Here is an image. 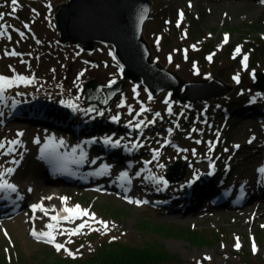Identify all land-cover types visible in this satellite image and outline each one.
Wrapping results in <instances>:
<instances>
[{"label": "rangeland", "instance_id": "1", "mask_svg": "<svg viewBox=\"0 0 264 264\" xmlns=\"http://www.w3.org/2000/svg\"><path fill=\"white\" fill-rule=\"evenodd\" d=\"M63 1L65 0H18L14 15H5L3 21H0V24L9 26L7 29H0L5 33L0 35V76L13 80L0 90V101L3 97L10 101L3 110L5 115L0 110V143L4 144L0 148V173L3 176L14 159L8 154L11 152V141L18 140L21 144L28 141L29 145L32 143V149L40 154L42 141L48 136L41 127L27 121L25 114L19 113L14 116L16 118L7 119L6 115L12 112L13 104L21 101L30 103L27 105L30 107L33 104L42 108H47L48 105L58 110L76 109L79 110L81 119L87 118L89 112L98 111L85 108L80 100V87L85 80L95 77L99 83L107 84L123 76L122 68L110 46L98 44L94 52H85L74 44L63 46L58 42L54 13L56 6ZM151 3L152 12L145 24L144 37L151 47L153 59L181 79L203 80L214 75L234 88L218 98L198 101L192 105L179 103L169 90L152 97L143 87L126 78V90L115 100L117 106L113 103L111 107L115 112L106 111L111 117H116L113 119L116 123H112L110 117H107L100 123L92 120L93 126L88 127L92 130L90 134L98 132L102 135L106 129L109 133L104 137L110 134L109 137L120 138L116 141L135 149L141 164L152 168V173L158 176L157 185L149 183V189H145L147 192L143 191L146 198L141 200L143 208L134 207L128 201L116 203L107 200L103 192L94 186L69 184L67 180L71 173L64 177L50 174L53 179L46 180L44 185L58 184L67 189V194L77 195L74 205H68L65 201L60 209L79 205L81 209L94 214L96 219L81 217L76 219V223L62 221L54 230V244H46L31 234H24L21 231L22 225L18 227V233H14L10 222L22 223L25 216L18 215L3 220L0 224V264H32L40 261L45 264H70L76 258H83L97 251L95 249L101 243L109 240L127 241L128 245L135 246L129 247L132 250L142 249L145 241L150 242L177 258L169 259L170 262L165 261V264H264V222H256L253 218L255 216L250 213L249 205L254 199L248 198L246 205H238L237 194L242 190L236 189L231 193L230 198L233 197L236 202L233 205L218 196L228 186L227 182L221 179L218 186L214 184L213 196L207 201L211 205L210 210L200 207L198 212L201 213L194 215L207 221L198 224L191 220L185 221L180 214L170 217L172 215L164 210L173 200H168L167 195L159 191L163 181L177 183L187 176L200 177L215 168L217 163L219 167L225 166L230 148L242 144L244 147L249 136L254 140V148L264 146V120L243 119L238 116L245 98L257 96L260 101H264L251 88L257 79L256 72H264V0H151ZM11 11L10 0H0V13L7 14ZM237 47L240 48L239 53L236 52ZM12 52L16 55L9 54ZM88 56L97 59L98 63L89 62ZM209 56L212 57L211 60L208 59ZM245 56L248 58L247 66L244 63ZM40 75L49 76V81L44 89H35ZM18 77H26L27 80L21 81ZM236 77H239V82ZM32 79H36V82L27 85ZM57 82L60 84L57 85ZM63 84L67 89L63 90ZM215 87L221 89V85ZM36 90H43L54 97L43 99ZM241 94L245 97L234 99V96ZM233 100L236 101L231 104ZM207 102L212 103L210 109L205 106ZM194 106H198V110L200 107L201 111H193ZM226 112L229 116L225 115ZM156 122L162 125L153 126ZM137 124L140 127H136ZM210 125L212 131L207 128ZM201 127L206 130L200 131ZM83 129L81 135L84 137ZM121 135L124 137L121 138ZM85 138L101 141L103 137L86 133ZM211 139L219 141L209 142L207 145L212 148V153L202 157L195 147L200 142L205 144ZM102 150L104 151L100 145L94 147V152ZM117 151L109 152L120 166L114 174L116 178L123 171L122 165L130 157L120 149ZM253 151V148L244 147L239 160L236 159L231 164H236L237 172L232 177L250 179L255 164L251 169L246 166L248 156L249 161L255 158ZM176 159L187 165L186 173L181 179H176L179 171L173 169L171 173L175 179L171 180L165 169ZM89 161H95L94 157H89L87 162ZM82 162L85 160L80 159L79 163ZM52 166L53 164H49V172L52 171ZM80 175L85 178L84 173ZM60 177L61 181L55 183ZM187 188L193 187L188 184ZM169 191L171 189L167 192ZM256 194L258 200L264 202V197L259 195L261 193ZM156 200L164 201L165 207L155 206ZM218 200H223L224 204L215 207L213 201ZM186 203H191L189 198ZM49 212L42 224L37 226L38 229H45L51 217L58 215L55 212L60 211L54 208ZM246 217L252 221L251 224L245 223ZM85 220H88L87 227L78 234H70L71 229ZM99 221L106 222L107 229ZM185 231L189 232L186 234ZM259 232H263L260 238ZM237 238L241 244L239 249L235 247ZM245 240H250V247H242ZM253 241L257 249L255 252L252 248ZM56 243L64 244L65 247L57 250ZM157 255L158 253H153L152 258L157 259Z\"/></svg>", "mask_w": 264, "mask_h": 264}, {"label": "bare ground", "instance_id": "2", "mask_svg": "<svg viewBox=\"0 0 264 264\" xmlns=\"http://www.w3.org/2000/svg\"><path fill=\"white\" fill-rule=\"evenodd\" d=\"M246 93L250 94L249 92ZM242 96L244 95L242 94ZM9 103L10 101L5 97L0 101V107L3 108L0 109L2 114H4L3 110L5 106L9 105ZM28 104L30 103H23L21 101L13 104V110L10 114L6 115V118H12L19 113L25 114L27 121L41 127V129H43L48 135L42 143L47 145L50 151L46 154H38L32 149V143L29 145L28 141L21 144V141L17 140L18 143L10 144L11 152L8 154L14 157L13 163L10 164V168L14 169V171L11 173L5 171V175L0 179L16 185L17 191L12 192L7 189L0 191V200L10 199V201L14 202L20 210L15 214L0 218V224L3 220H9L18 215L25 216L22 223L11 221L10 227L14 233H18V227L22 225L23 228H21V231L26 235H30L33 230L37 232L49 231L50 229L47 228L49 223L56 224L57 226L61 225L58 221L50 219L48 224L45 225V229L41 230L42 228H37L38 225L42 224L47 214L50 213V209H59L60 212L55 213L61 216L67 215V213L63 212V209H60V206L65 201L68 205H74L76 201L77 195L67 194V189L65 187L59 186L58 184L44 185L46 180L53 179L52 176H50L48 169L49 163H52L53 161H57L56 163L60 165V175H62V177L69 172L74 171V169L78 170L80 173H89L91 174V180L94 182L92 183V186L96 187L97 190L102 191V194L106 196L107 200H112L116 203L128 201L129 204L134 207L143 208L141 207L142 202L137 204L136 201L146 199L144 198L143 191L144 193L147 192L145 189H149V183H153L154 185H157L158 183V176L152 173V168H148L141 164L137 159L135 149L116 144L115 142L118 139L109 137L111 138L112 143L106 144L104 141L108 137L102 138L101 141L85 138L86 132L83 129L84 126L92 125L91 123H93V121L95 123H100L101 120L103 121L106 119L109 114L101 115L99 112H89V115H86L87 118L82 117L83 119H81V114L79 113V110L76 109L71 111L62 109V111L48 105L47 108H42L40 105L33 106L32 104V107H30L27 106ZM209 104L210 102L206 103L208 108ZM197 107L194 106L193 111L198 110ZM200 111L201 108L199 107L197 112ZM238 113V116L243 119L246 118L262 121L264 120V101L255 98V101L252 104L245 103L242 106L241 111ZM89 120L93 121L89 123ZM110 121L116 123L113 119ZM199 123L201 122H198V124ZM161 125L162 123L156 122L153 126L160 127ZM207 128L209 131H212L211 125ZM82 129L84 137L81 135ZM59 132L61 136L58 134ZM253 144V142H247L244 145L245 148H253V154L255 155V158L252 161H249V156L247 157L248 163L246 167L250 168L255 164V166L264 169V146H260L259 149H256ZM97 145L102 146L104 151L94 152V147ZM244 147L242 144L239 145L238 148H230V152L227 156V164L225 166L211 168L200 177L186 178L177 183L163 181L164 183L162 182L159 191L166 194L168 200H173L164 211L172 215L170 217L175 216L174 214H180V217H184L185 221L191 220L195 222V224L206 222L207 219H199L194 215L196 213H201L198 212V208L200 207H205V210H210L211 205H208L207 201L213 196L212 190L214 187L209 184V181L221 182L222 179L224 182H227L228 186L222 189L218 196L221 199L226 200V203L236 205L233 197L230 198L231 193L236 189L244 191L250 199H254V201L251 202V205H249L251 207V215L253 214L255 216L253 217L255 218L254 220L258 223L264 222V202L258 200V194H256L261 193L259 195L264 197V189L262 186L264 182V171L259 173L254 168V172L251 173L250 179L232 177L233 173L236 172V164H231L233 161H236V159L239 160L243 154ZM117 149H120L124 154L130 155L121 167L122 170H127V176L123 180H119L114 176L116 170H118L120 166L109 153L111 150L118 152ZM91 156L97 160V164H100V166L102 164L106 165L104 178H99L96 175L95 164L83 166L79 163V159L85 160ZM91 170H94V172ZM62 177L54 182L59 183ZM224 179H227V181ZM188 184L193 188H187ZM200 187L202 188L200 189ZM169 189H171V192H167ZM187 198L190 199V204L186 203ZM33 205H42L43 207L33 210ZM65 222L76 223L77 220H65ZM251 222L252 221L250 219L248 220V217H246L245 223L251 224ZM253 230L251 231L253 232ZM52 231L54 232V230ZM262 231L264 232L263 228ZM263 232H259V238ZM250 245V240L247 242L245 240V244L242 247H250Z\"/></svg>", "mask_w": 264, "mask_h": 264}, {"label": "water", "instance_id": "3", "mask_svg": "<svg viewBox=\"0 0 264 264\" xmlns=\"http://www.w3.org/2000/svg\"><path fill=\"white\" fill-rule=\"evenodd\" d=\"M151 12V0H65L56 6L54 21L60 44H74L85 52H94L98 44L110 46L122 68L123 76L117 78L115 83L102 84L95 77L85 80L80 87V100L84 107L107 111L126 90V78L143 87L153 97L170 90L179 103L212 99L232 89L233 85L227 86L214 75L203 80L181 79L153 59L151 47L144 37L145 24ZM141 15L144 16L143 20ZM87 60L98 63L91 56ZM256 73L253 86L264 91V72ZM217 85H221V89L215 87ZM62 87L63 90L67 89L64 84ZM186 168L182 160L176 159L166 166L165 172L173 180L175 178L171 172L175 169L179 171L176 179H181Z\"/></svg>", "mask_w": 264, "mask_h": 264}, {"label": "snow or ice", "instance_id": "4", "mask_svg": "<svg viewBox=\"0 0 264 264\" xmlns=\"http://www.w3.org/2000/svg\"><path fill=\"white\" fill-rule=\"evenodd\" d=\"M10 3L12 5V11L10 13H7V14L0 13V21H3L5 15H14V13L16 12L17 5H18V0H10ZM180 16H181V18L183 17V12L180 13ZM143 19H144V16L141 15V20H143ZM8 27L9 26L7 24H0V29H7ZM25 27H27V25ZM4 34L5 33L3 31H0V35H4ZM21 35L23 36L24 34L21 33ZM225 42H227V36L225 37ZM236 52L237 53L240 52V48L239 47H237ZM9 54L10 55H16L15 52H12V53H9ZM211 58H212L211 56L208 57L209 60H211ZM247 59H248L247 56H245L244 57L245 66H247ZM82 74L83 73H81V75ZM17 79H19L21 81L27 80L26 77H18ZM236 79H237V82H239V77H236ZM28 82L30 83L31 81H28ZM10 83L11 82L9 81V78L0 76V90H2L3 87L6 84H10ZM112 83H115V81L113 80ZM143 110H145V109H142V111ZM169 112H171V108H169ZM100 114L102 115V113H100ZM156 115L159 116V113H157ZM113 119H116V117H113ZM136 127H140V125L137 124ZM38 142L39 141H37V143ZM104 142L106 144H111L112 143L111 138H106ZM249 142H251V141H249ZM10 143L16 144V143H18V141H11ZM115 143L119 144V141H116ZM3 147H4V144L0 143V148H3ZM236 147L238 148L239 145H237ZM5 171L8 172V173H11V172L14 171V169L8 168ZM261 171H264V169H261ZM2 176H3V173H0V177H2ZM126 176H127V174L124 173V174H122L121 178L122 179L126 178ZM5 189L10 190L12 192L17 191L16 185L11 184V183H9L6 180L0 179V191L5 190ZM136 203L139 204V203H141V201H136ZM32 207H33V210H35L36 208H42L43 206L42 205H33ZM63 212L67 213V215L61 216V215L58 214L57 216L51 217V219L53 221H58L59 219L73 220V219H80L81 217H89V219H91V220H95L96 219L94 214H90L88 212V210H86V209H81L79 205H77V206H75L73 208H67L66 207V208L63 209ZM99 223L104 224L105 229H107V223L106 222L99 221ZM87 226H88V220H85L83 223H80L76 228L71 229L70 230V234H78V233L81 232V230H83ZM56 227H57L56 224L49 223L47 225V228L50 229L49 231L37 232V231L33 230L31 235H33L37 239H46L47 243H55V235H54V232L52 230H55ZM55 247H56L57 250H60V249H63L65 247V245L56 243ZM235 247L237 249H239L241 247V244L239 242V238H237V242L235 244ZM252 248H253L254 252L257 250L255 241H253ZM69 254L71 255L72 253L69 252Z\"/></svg>", "mask_w": 264, "mask_h": 264}, {"label": "trees", "instance_id": "5", "mask_svg": "<svg viewBox=\"0 0 264 264\" xmlns=\"http://www.w3.org/2000/svg\"><path fill=\"white\" fill-rule=\"evenodd\" d=\"M43 77L44 81L41 83L47 84L49 76ZM234 99L237 98L234 97ZM234 101L236 100H233L231 104L234 103ZM188 232L185 231L186 234ZM143 245L144 247L142 249L132 250L129 247L135 246L128 245L127 241L109 240L108 242L101 243V245L95 249L97 251L92 254L90 253L86 257L76 258L70 264H165V261H168V263L170 262L169 259H177L174 255L168 254L164 248L157 247L150 242L145 241ZM153 253H158L157 259L154 257L152 258ZM107 260L109 262H107ZM32 264H45V262L40 261V263L35 262Z\"/></svg>", "mask_w": 264, "mask_h": 264}]
</instances>
